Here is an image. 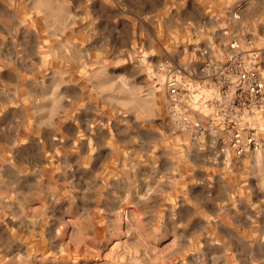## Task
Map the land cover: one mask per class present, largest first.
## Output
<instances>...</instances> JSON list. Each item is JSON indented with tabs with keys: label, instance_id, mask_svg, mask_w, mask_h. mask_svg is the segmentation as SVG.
<instances>
[{
	"label": "rangeland",
	"instance_id": "1",
	"mask_svg": "<svg viewBox=\"0 0 264 264\" xmlns=\"http://www.w3.org/2000/svg\"><path fill=\"white\" fill-rule=\"evenodd\" d=\"M235 38L264 0H0V264H264Z\"/></svg>",
	"mask_w": 264,
	"mask_h": 264
},
{
	"label": "built area",
	"instance_id": "2",
	"mask_svg": "<svg viewBox=\"0 0 264 264\" xmlns=\"http://www.w3.org/2000/svg\"><path fill=\"white\" fill-rule=\"evenodd\" d=\"M228 54L225 62L219 67L220 73H224L226 77H234L236 85L246 95L247 105L257 108L254 110H264V66L259 64L249 67V64L244 60H240V55L246 54L244 49L240 46L238 39H232L228 42ZM264 63V54L259 58ZM254 62L252 64H256ZM168 93L174 98L180 91L176 80L168 82ZM243 95V100L245 101ZM238 141V140H237ZM236 141V142H237ZM259 140L254 133H251L247 142L243 144L237 143V153H242L246 149L258 150ZM236 146V144H235Z\"/></svg>",
	"mask_w": 264,
	"mask_h": 264
},
{
	"label": "bare ground",
	"instance_id": "3",
	"mask_svg": "<svg viewBox=\"0 0 264 264\" xmlns=\"http://www.w3.org/2000/svg\"><path fill=\"white\" fill-rule=\"evenodd\" d=\"M149 92H150V94L152 95V96H154L155 94H156V91H155V89H149ZM144 100V99H143Z\"/></svg>",
	"mask_w": 264,
	"mask_h": 264
}]
</instances>
